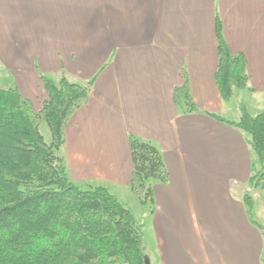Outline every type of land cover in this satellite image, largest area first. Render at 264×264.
Masks as SVG:
<instances>
[{"label": "crops", "instance_id": "obj_1", "mask_svg": "<svg viewBox=\"0 0 264 264\" xmlns=\"http://www.w3.org/2000/svg\"><path fill=\"white\" fill-rule=\"evenodd\" d=\"M216 20L244 57L254 115L264 109V0H0L3 88L39 110L42 76L92 81L64 130L73 183L103 185L121 202L132 194L129 137L161 152L168 180L153 183L150 264H262L264 235L243 202L248 135L207 114L241 115L225 117L233 107L215 81ZM184 84L191 112L174 101Z\"/></svg>", "mask_w": 264, "mask_h": 264}, {"label": "trees", "instance_id": "obj_2", "mask_svg": "<svg viewBox=\"0 0 264 264\" xmlns=\"http://www.w3.org/2000/svg\"><path fill=\"white\" fill-rule=\"evenodd\" d=\"M216 39L215 81L221 97L229 100L233 86H246L245 60L230 52L218 20ZM41 80L46 97L39 110L16 87L0 88V264H145L142 224L133 211L103 185L73 183L61 155L66 122L87 100L92 81L71 82L65 76ZM174 101L186 112L196 110L187 84L175 89ZM238 108L236 121L207 114L248 135L255 155L248 185L264 190V109L252 115L242 103ZM42 122L49 140L40 131ZM129 148V190L152 206L153 183L168 180L161 152L134 136L129 137ZM243 202L251 223L264 235L248 190Z\"/></svg>", "mask_w": 264, "mask_h": 264}, {"label": "rangeland", "instance_id": "obj_3", "mask_svg": "<svg viewBox=\"0 0 264 264\" xmlns=\"http://www.w3.org/2000/svg\"><path fill=\"white\" fill-rule=\"evenodd\" d=\"M1 87L3 88L4 86L0 82V88ZM233 88H234L233 94L228 100V105L233 107V111L229 112L225 117L227 119L234 118V116L237 115L238 105L240 103H242L245 106L248 112H251L252 114L254 112H257V109H255V107H253L252 104H248L250 94L248 93L247 89H245V87L238 88L236 86H233ZM39 128H40L41 133L44 135L45 139L49 140L50 132H49L47 125L44 122H42ZM252 155H253V160H255V155L253 151H252ZM247 190L250 192L251 197L253 199V208L255 204L257 209L261 213V217L264 219V190L260 188H253L250 185H247L243 188L242 192L245 193ZM120 198L121 200H123L121 202H123L126 206H128L133 211L137 221L141 223L142 226H144L143 227V231H144L143 241H144L145 249L148 248V246L151 247V245L154 244L152 236H151V231L149 230V211L152 207L151 204L149 203L142 204L138 200V198L133 194H124V197H120ZM252 212L253 214H255V209H253ZM259 221L264 224V221L262 219H260Z\"/></svg>", "mask_w": 264, "mask_h": 264}, {"label": "water", "instance_id": "obj_4", "mask_svg": "<svg viewBox=\"0 0 264 264\" xmlns=\"http://www.w3.org/2000/svg\"><path fill=\"white\" fill-rule=\"evenodd\" d=\"M145 264H150L148 257L145 258Z\"/></svg>", "mask_w": 264, "mask_h": 264}]
</instances>
